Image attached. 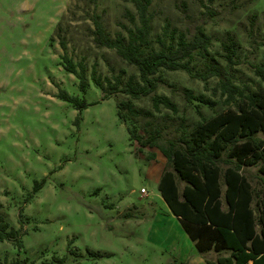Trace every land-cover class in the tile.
<instances>
[{
  "label": "rangeland",
  "instance_id": "374dc122",
  "mask_svg": "<svg viewBox=\"0 0 264 264\" xmlns=\"http://www.w3.org/2000/svg\"><path fill=\"white\" fill-rule=\"evenodd\" d=\"M148 12L153 46H159L158 38L191 37L201 24L211 36L210 52L220 61L225 62L224 42L235 41L233 81L264 87L255 70L261 66L264 72V0H151ZM131 14L138 23L131 0H0V232L4 224L18 230L14 237L0 238V264H207L206 258L215 259L213 250L196 249L160 194L159 178L171 163L156 147L139 150L130 143L127 124L116 113V99L124 95L103 97L90 78L93 66L101 77L112 78L120 68L123 79L138 74L114 48L95 42L94 18L114 37L134 26ZM60 36L74 61L86 65L85 89L63 65ZM204 61L197 54L193 64L200 68ZM159 78L151 94L135 100L145 108L152 107L155 93L176 101L178 113L166 117L162 107L158 122L176 125L181 115L188 116L186 122L225 108L219 90L213 91L215 77L205 83L163 69ZM185 88L215 103L201 105L198 114L186 101ZM62 91L86 103L78 107ZM144 120L138 117L136 123L141 132ZM151 150L154 159L147 158ZM241 170L264 196L258 166Z\"/></svg>",
  "mask_w": 264,
  "mask_h": 264
},
{
  "label": "trees",
  "instance_id": "16d2710c",
  "mask_svg": "<svg viewBox=\"0 0 264 264\" xmlns=\"http://www.w3.org/2000/svg\"><path fill=\"white\" fill-rule=\"evenodd\" d=\"M131 2L138 23L131 14L134 26L128 27L126 34L111 37L98 17L93 19L94 32L97 45L114 48L121 59L136 67L138 74L131 73L123 79L125 70L120 68L112 78L101 77L93 66L90 78L103 97L124 95L116 99V113L127 124L130 143L136 142L139 150L156 147L171 163L172 169L164 167L158 189L196 249L202 253L209 250L218 253L215 259L206 258L207 264H264V196L241 170L244 165H257L264 176V87L240 86L233 81L230 70L236 63L235 41L224 42L225 62H222L210 52L211 36L201 24L196 25L191 37L180 33L176 40L158 38L159 46H153L148 12L151 0ZM125 12L130 13L128 9ZM59 43L65 69L85 89L88 84L85 63L75 62L68 54L63 36L59 37ZM197 54L205 58L200 68L193 64ZM163 69L181 70L205 83L211 77L217 78L213 91L219 90L225 108L186 122L183 120L188 116L181 115L183 120L176 125L158 122L155 117L162 107L167 110L166 117L178 113L176 101L167 94L155 93L151 95L152 107L145 108L135 100L156 89ZM255 70L264 77L261 66ZM61 96L74 101L78 107L86 103L66 91ZM185 97L198 114L202 113L201 105L210 107L215 103V99L202 92L195 94L190 88H185ZM138 117L145 118L143 132L136 124ZM171 126L174 131L167 132ZM224 155H227L226 166L222 167L219 162ZM155 157V150L147 154L149 159ZM178 180L184 182L182 186ZM5 227L6 224L0 232L1 239L18 234L15 228ZM58 260L61 262L62 258ZM16 263L22 264L20 260Z\"/></svg>",
  "mask_w": 264,
  "mask_h": 264
},
{
  "label": "built area",
  "instance_id": "2783aa9c",
  "mask_svg": "<svg viewBox=\"0 0 264 264\" xmlns=\"http://www.w3.org/2000/svg\"><path fill=\"white\" fill-rule=\"evenodd\" d=\"M141 190L145 192V188L144 187H142Z\"/></svg>",
  "mask_w": 264,
  "mask_h": 264
},
{
  "label": "crops",
  "instance_id": "0c3cea01",
  "mask_svg": "<svg viewBox=\"0 0 264 264\" xmlns=\"http://www.w3.org/2000/svg\"><path fill=\"white\" fill-rule=\"evenodd\" d=\"M213 251H214V250H213ZM214 252H216V251H214ZM217 255H218V253L216 254L215 258L217 257Z\"/></svg>",
  "mask_w": 264,
  "mask_h": 264
}]
</instances>
